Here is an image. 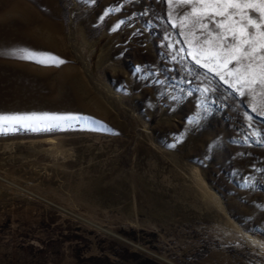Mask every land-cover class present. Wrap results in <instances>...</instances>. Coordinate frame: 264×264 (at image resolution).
Returning a JSON list of instances; mask_svg holds the SVG:
<instances>
[{
    "label": "rangeland",
    "instance_id": "1",
    "mask_svg": "<svg viewBox=\"0 0 264 264\" xmlns=\"http://www.w3.org/2000/svg\"><path fill=\"white\" fill-rule=\"evenodd\" d=\"M6 4L4 19L19 21L5 31L65 61L10 59L33 73L26 90L69 103L0 115L88 119L0 133V264H264V95H241L191 59L179 25L191 7ZM52 135L67 154L41 147Z\"/></svg>",
    "mask_w": 264,
    "mask_h": 264
},
{
    "label": "snow or ice",
    "instance_id": "2",
    "mask_svg": "<svg viewBox=\"0 0 264 264\" xmlns=\"http://www.w3.org/2000/svg\"><path fill=\"white\" fill-rule=\"evenodd\" d=\"M168 3L191 7L180 18L179 25L186 30L188 55L197 65L218 75L241 95L248 92L254 101L257 88L264 95V0H168ZM11 55L42 65L65 63L51 53L27 49L14 50ZM260 107V114L264 115V105ZM82 119L88 118L48 113L0 115V133L15 132L16 126L32 131L71 127L73 121Z\"/></svg>",
    "mask_w": 264,
    "mask_h": 264
},
{
    "label": "bare ground",
    "instance_id": "3",
    "mask_svg": "<svg viewBox=\"0 0 264 264\" xmlns=\"http://www.w3.org/2000/svg\"><path fill=\"white\" fill-rule=\"evenodd\" d=\"M5 5H8L6 4V0H0V112L2 110L5 111L8 109V111L13 112L17 111L18 109L32 108L33 106L43 107L46 104L67 105L69 100L66 97L59 98L60 96L58 97L54 95L50 96V98H45L42 95L43 92L39 93L26 90L31 88L29 85L31 80L29 78V74L32 72L28 71L26 67H23L20 63L19 65L11 63L9 61L10 59L19 58L18 56L11 55V53L14 50L18 51L20 49H27L37 52H49V50H51V45L43 42L42 45L39 46L33 38L24 39L20 37V39L18 36H16V34L13 35L14 33H10V30L5 31L4 24L6 22H15L18 24L19 21L16 19H10L11 21H6L4 19L2 11ZM10 7H12V4L6 7V9ZM40 142L48 144V146H42L41 144V147L48 151L51 155L58 156L67 154V149L63 144V137L60 135L44 137L40 139ZM201 179L202 178H198L197 180L199 186L197 189H200L199 191H201L199 193L202 194L203 197L212 198V191L209 190L206 185H204V181ZM230 225L232 224L230 223ZM245 237L254 243H259L258 240H260L258 237H253L248 234H245Z\"/></svg>",
    "mask_w": 264,
    "mask_h": 264
}]
</instances>
